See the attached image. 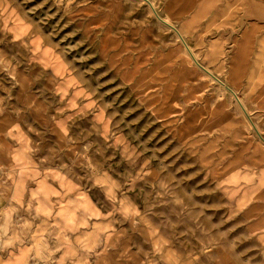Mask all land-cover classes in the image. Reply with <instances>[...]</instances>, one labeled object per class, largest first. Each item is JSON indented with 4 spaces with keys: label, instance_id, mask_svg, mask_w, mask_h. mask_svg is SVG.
<instances>
[{
    "label": "rangeland",
    "instance_id": "1",
    "mask_svg": "<svg viewBox=\"0 0 264 264\" xmlns=\"http://www.w3.org/2000/svg\"><path fill=\"white\" fill-rule=\"evenodd\" d=\"M149 1L155 8L146 0H0V264L24 254L22 264H82L70 259L83 249L67 257L52 223L57 205L46 211L36 197L42 214L32 213L33 189L45 176L101 173L116 174L122 187L107 214L68 234L86 236L85 264H219L222 256L264 264L234 197L264 153V41L244 10L264 0ZM222 2L232 3L231 17L203 21ZM154 9L216 77L202 71L206 95L185 114L130 102L108 63L113 37L130 27L141 41L183 44ZM170 77L162 66L148 81ZM196 106L203 114L191 113ZM119 138L122 150L112 147ZM28 173L35 180L25 184Z\"/></svg>",
    "mask_w": 264,
    "mask_h": 264
},
{
    "label": "crops",
    "instance_id": "2",
    "mask_svg": "<svg viewBox=\"0 0 264 264\" xmlns=\"http://www.w3.org/2000/svg\"><path fill=\"white\" fill-rule=\"evenodd\" d=\"M150 5L154 8L152 3ZM232 8V3L228 5V3L222 2L217 8H214L203 21L209 20L211 25H215L220 18L231 17L233 12ZM244 10L245 14L253 19V21L247 19L243 12V17L250 21L249 26L252 23H258L257 40L259 42L264 41V2L249 4ZM156 14L162 23L174 30L183 44L174 42L171 46H161L156 44L153 38L150 41L149 39L146 42L144 40L141 41L136 37L137 34L133 30V27H130V29L127 32L125 31L126 33L124 32L121 34V36L116 35L113 37V47L109 48L110 50L108 49L109 52H107L109 59L108 63L117 71L120 86L127 89L130 93V102L138 103L140 100H145L146 102L162 104V106L164 104H169V106L173 105L169 114H180L181 111L185 114L190 103L196 104L203 98V95H206L207 86L205 80L201 78L202 71L210 75L212 74L213 76L214 74L198 60L183 33L181 34L177 27L161 18L157 12ZM189 15L190 13L188 12V17ZM200 23L198 25H200ZM215 45V42L212 43L209 50L210 52L215 50ZM263 49L264 47H262L259 52H263ZM186 57H189V60H186ZM192 60L194 61L193 63L191 62ZM162 66L163 70L166 69L170 71L172 77L167 79L166 82L152 84L148 81V77L157 69H161ZM175 72H179V74H175ZM155 87L157 88L154 89ZM227 87L229 88V86ZM259 90L261 94H264V89ZM212 97L210 96L211 99ZM261 99L262 97L260 95V100ZM191 113L203 114V110L201 107L198 108L196 106ZM100 115L105 117L103 114H98L97 117H100ZM107 130L109 131V129L105 127V131ZM105 131L103 132L105 135L113 133V131H109V133ZM117 134L118 132L115 133V135ZM117 145H119L121 150L123 149V143L120 138L112 147L119 149ZM129 149L130 150L125 152V157H129L131 151L132 157L135 155V152L131 148ZM250 167H255V169H250L243 174L242 182L236 186L238 189L234 191V197L237 199V202L239 201L238 205L243 207L241 212L247 222L246 230L250 235L256 238L261 247H264V153L258 160H254ZM28 174L29 178L25 181V184H30L33 179L35 180L33 177L34 174ZM45 177L42 178L39 188H37L36 185L34 186L36 190L33 189V193L37 196L31 199L34 202L32 213L35 215L42 214V212L37 211L38 201L36 197L42 200L40 206L46 211L54 209L51 205L52 203L57 205V208L51 211L54 215H57L52 219V223L54 224V220L56 219V228L59 230L58 234L60 233L59 237L63 238V240L66 238L65 241H61L62 245L67 246L66 255L68 257L71 250L76 247L81 248L83 250L76 255L77 259L73 258V260L70 259V261L85 264L88 262L85 253L86 236L74 234L73 237V235L68 236V234L73 229L76 231L82 230V232H84L85 229L83 226L89 222L92 218L90 217L92 214V216L97 212L107 214L108 210H104L103 208L108 198H112L115 194L121 192V188L119 187H122V180L116 174L112 175V177H107L105 173L97 174L95 177L82 176L80 178H75L60 176L57 180ZM46 183L48 185L50 183V186ZM27 191L28 195L25 199L26 204L28 201L27 199L32 194L29 190ZM92 191L98 192L99 197L94 196ZM25 212L27 213V210ZM72 217L75 220V226H71ZM100 220L104 221L103 218H97V223H99ZM42 227L43 226L39 229L41 230ZM61 232H65L66 237L65 234L61 235ZM27 246L30 247V244ZM100 257L101 255L98 256V262L103 261ZM5 258L6 257H4V259ZM24 258L25 254L19 257L18 264H22ZM218 262L219 264H235L234 260L229 256H222ZM3 264H13L10 255L4 260Z\"/></svg>",
    "mask_w": 264,
    "mask_h": 264
},
{
    "label": "water",
    "instance_id": "3",
    "mask_svg": "<svg viewBox=\"0 0 264 264\" xmlns=\"http://www.w3.org/2000/svg\"><path fill=\"white\" fill-rule=\"evenodd\" d=\"M149 3H150V1L149 0H147ZM151 4V3H150ZM212 75V74H211ZM215 77V76H214ZM216 78V77H215ZM233 93H234V91L232 90V89H230ZM238 100H239V98H238Z\"/></svg>",
    "mask_w": 264,
    "mask_h": 264
},
{
    "label": "bare ground",
    "instance_id": "4",
    "mask_svg": "<svg viewBox=\"0 0 264 264\" xmlns=\"http://www.w3.org/2000/svg\"><path fill=\"white\" fill-rule=\"evenodd\" d=\"M153 5V4H152ZM154 7V6H153ZM155 8V7H154ZM239 102L241 103V101L239 100ZM241 105H242V103H241ZM243 106V105H242Z\"/></svg>",
    "mask_w": 264,
    "mask_h": 264
}]
</instances>
